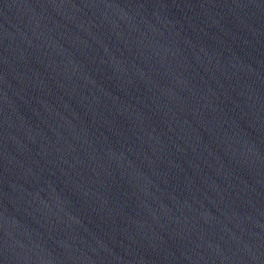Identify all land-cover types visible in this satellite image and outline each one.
I'll return each mask as SVG.
<instances>
[{
    "label": "water",
    "instance_id": "water-1",
    "mask_svg": "<svg viewBox=\"0 0 264 264\" xmlns=\"http://www.w3.org/2000/svg\"><path fill=\"white\" fill-rule=\"evenodd\" d=\"M0 264H264V0H0Z\"/></svg>",
    "mask_w": 264,
    "mask_h": 264
}]
</instances>
